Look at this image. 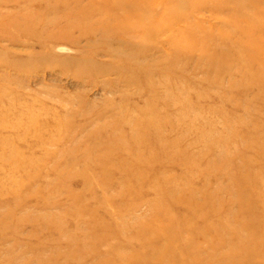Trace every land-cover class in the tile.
Here are the masks:
<instances>
[{"label": "rangeland", "instance_id": "obj_1", "mask_svg": "<svg viewBox=\"0 0 264 264\" xmlns=\"http://www.w3.org/2000/svg\"><path fill=\"white\" fill-rule=\"evenodd\" d=\"M73 1L0 0V264H264V0Z\"/></svg>", "mask_w": 264, "mask_h": 264}, {"label": "bare ground", "instance_id": "obj_2", "mask_svg": "<svg viewBox=\"0 0 264 264\" xmlns=\"http://www.w3.org/2000/svg\"><path fill=\"white\" fill-rule=\"evenodd\" d=\"M56 1V0H55ZM74 1H76V2H79L80 0H74ZM73 1V2H74ZM76 2H74V3H76ZM104 3H102L100 6H102V5H105V11L107 12V16L108 15H111V17L112 18H114V19H116L117 17H114L115 15L114 14H111L110 13V11H113V10H115V9H117V8H114V7H116L117 6V4H112L111 5V3H107V2H105V1H103ZM145 2L146 1H144V0H129V4L131 3V4H133L134 5V7H136V8H141V5H142V8H144V7H147V4H145ZM201 2V1H200ZM63 3H65L64 5H65V7L66 6H68V3H71V2H68V0H64V2ZM62 3V4H63ZM74 3H72V4H74ZM262 3L264 4V2L262 1ZM94 4V3H93ZM251 5H253V3L251 4ZM111 6H113V8H109V7H111ZM255 6H257V5H255ZM179 7V6H178ZM253 7V6H252ZM103 8V7H102ZM110 13V14H109ZM91 16V15H90ZM124 16V17H123ZM108 18H110L109 16H108ZM122 18L124 19V20H126V22L127 21H131V19H130V17H128L127 15H122ZM141 19H143V18H141ZM140 19V20H141ZM107 27H108V25H107ZM105 28V27H104ZM111 30V29H110ZM109 32V31H108Z\"/></svg>", "mask_w": 264, "mask_h": 264}]
</instances>
